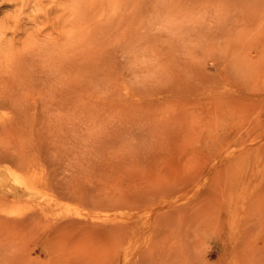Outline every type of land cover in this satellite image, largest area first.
Segmentation results:
<instances>
[{
	"label": "rangeland",
	"instance_id": "rangeland-1",
	"mask_svg": "<svg viewBox=\"0 0 264 264\" xmlns=\"http://www.w3.org/2000/svg\"><path fill=\"white\" fill-rule=\"evenodd\" d=\"M6 166L5 261L264 264V0H0Z\"/></svg>",
	"mask_w": 264,
	"mask_h": 264
},
{
	"label": "bare ground",
	"instance_id": "bare-ground-1",
	"mask_svg": "<svg viewBox=\"0 0 264 264\" xmlns=\"http://www.w3.org/2000/svg\"><path fill=\"white\" fill-rule=\"evenodd\" d=\"M12 159H14V158H12ZM3 160H8L7 156H4ZM18 161H19L20 164H23V165H27L28 164V161H26L25 157H22V156H20V158H18ZM0 169H1V171H0V186L2 188V193H0V239H1V241H0V253H1L2 251L5 250V248L12 247V245L14 244L13 241H10V240H7V239L5 240V239L2 238L3 233L5 232V228L8 225H10L11 223H21V225H22V223H24V224L26 223V225H27V223H30L33 220H37V219H39L41 217L49 215V213L52 211L53 208H52V205H51L52 203H50V204L49 203L48 204L44 203L43 205L40 203L41 206H39L35 210L33 209V212L32 211H31V213L27 212L28 214H24L22 216H18L17 215L15 217H13V216H9L8 214H6V208L8 206L7 204H9L8 201L10 200V197H11L9 195L13 194L12 198H15V199L20 197L21 196L20 192L22 193L25 190L30 189L31 188V186H30L31 183H29L27 179H17V178L13 179V178H11V176L9 174L10 171L8 170V169H10L9 166H6L4 169H2V168H0ZM57 187H59V185ZM57 187L55 186V188H57ZM52 189H53L52 191L56 190L55 192H57L59 190V189L58 190L57 189L54 190L53 187H52ZM63 193L72 194L73 191L68 190V189H64ZM44 202H46V201H44ZM56 202H58V201H56ZM103 202H105V201H103ZM115 216H114V219H112L111 221H115V219H116V221H118V222H115V223H113L110 226L108 224V223H110V221L107 222V223H106V221L111 219V217L110 218L109 217H105V218H103L105 223L99 224L98 227L103 229V230L110 229L112 231H118V233H121L122 230L124 229V225H125L124 223L126 221H125V219L123 217H122V219H119L118 217H120V216H118V215L116 217ZM91 218L85 217L84 219H79V218L75 217L72 213L65 212V213L61 214L60 218L54 219L52 224L48 225V227H45L47 224H45V226L44 225L41 226V225H37V223H36L37 226H35L34 228L36 229V227H37V229L36 230L32 229V230L37 231V233L40 234L41 236H43L46 240H48V239H50L51 237H54V236L64 237L66 235L74 233L75 229H78L80 226L82 228H88V229L91 228L92 226H96L95 220L91 219ZM107 218H109V219H107ZM105 219H107V220H105ZM32 227H33V225L31 226V228ZM81 227L79 228L80 230H81ZM28 231H30V230L28 229ZM76 231H78V230H76ZM90 231L92 232V230H90ZM98 231H99V229L96 232H98ZM122 254H124V256H123V259H124L126 254L125 253H122ZM119 258H120V256H119ZM13 260L11 259V260L5 261L0 256V264H28L29 263V262L26 263L27 258L26 257H22V255H16L15 258H13ZM118 260L120 261L121 259H118ZM126 260L128 261L127 263L129 264V259L127 258V256H126V259L123 261V264H124V262ZM139 260H138V258H136V261L134 260L135 264L138 263ZM134 262L132 260V262H130V264L134 263ZM142 263H144V259L141 260L140 264H142ZM115 264H116V262H115ZM117 264H118V262H117Z\"/></svg>",
	"mask_w": 264,
	"mask_h": 264
}]
</instances>
